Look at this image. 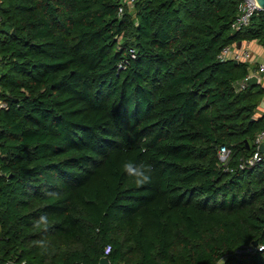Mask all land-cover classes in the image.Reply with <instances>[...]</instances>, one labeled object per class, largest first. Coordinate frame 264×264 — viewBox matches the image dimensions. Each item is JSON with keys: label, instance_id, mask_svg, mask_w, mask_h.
Masks as SVG:
<instances>
[{"label": "trees", "instance_id": "16d2710c", "mask_svg": "<svg viewBox=\"0 0 264 264\" xmlns=\"http://www.w3.org/2000/svg\"><path fill=\"white\" fill-rule=\"evenodd\" d=\"M237 2L0 0V262L264 264V152L238 166L264 88L217 57L264 10L234 31Z\"/></svg>", "mask_w": 264, "mask_h": 264}, {"label": "built area", "instance_id": "2783aa9c", "mask_svg": "<svg viewBox=\"0 0 264 264\" xmlns=\"http://www.w3.org/2000/svg\"><path fill=\"white\" fill-rule=\"evenodd\" d=\"M136 0H123V2L128 5L132 6ZM236 16L230 24L232 30L237 31L244 27H246L252 18V16L260 9L256 0H238L236 5ZM123 12V5L118 6V13L121 14ZM131 56L133 53L131 51ZM218 59L221 61L224 60H234V61H242V62H249L250 60V51L246 48H234L231 45H225L221 48ZM257 73L264 74V63L260 66L250 68L248 74L243 78L241 81L240 86L244 87L247 80L252 75H256ZM253 144L255 145V151L251 157L242 160L238 166L239 168H244L245 166H251L254 164L255 161L259 160L260 155V146L264 145V128H262L254 137ZM229 155V150L221 146L218 150V158L222 163H225ZM107 252V250H106ZM0 264H26L25 261H15L12 259H8L4 262H0Z\"/></svg>", "mask_w": 264, "mask_h": 264}, {"label": "clouds", "instance_id": "9594fccd", "mask_svg": "<svg viewBox=\"0 0 264 264\" xmlns=\"http://www.w3.org/2000/svg\"><path fill=\"white\" fill-rule=\"evenodd\" d=\"M123 170L131 177L135 178V184L137 187H142L147 183L151 182L152 179V166L150 164H140L136 165L132 161H126L122 165ZM46 195L59 199L60 193L58 192H48ZM49 227V220L46 215H41L34 222V228L41 229L42 231H47ZM35 247H38L43 252H47L50 244L46 239H39L33 242ZM264 251V248L261 249ZM218 264H225L223 259L218 261Z\"/></svg>", "mask_w": 264, "mask_h": 264}, {"label": "crops", "instance_id": "0c3cea01", "mask_svg": "<svg viewBox=\"0 0 264 264\" xmlns=\"http://www.w3.org/2000/svg\"><path fill=\"white\" fill-rule=\"evenodd\" d=\"M231 46H234V48H237L236 43H231ZM240 48H246L250 51V60L247 62L251 67H258L262 63H264V46H262L257 40L252 41H245L243 40L241 42ZM238 49V48H237ZM258 78V83L264 88V74L259 73L256 74ZM258 111L259 113L264 111V95L262 99L259 102L258 105Z\"/></svg>", "mask_w": 264, "mask_h": 264}, {"label": "water", "instance_id": "95a60500", "mask_svg": "<svg viewBox=\"0 0 264 264\" xmlns=\"http://www.w3.org/2000/svg\"><path fill=\"white\" fill-rule=\"evenodd\" d=\"M256 1H257L258 5H259L260 9L264 10V0H256ZM236 45H237V48H240L241 41H238L236 43ZM234 62H237V61H234ZM247 82H248L249 85H255V84L258 83V78H257L256 75H252L251 77L248 78ZM260 151L264 152V145L260 146ZM253 245H255V243H253ZM99 263L100 264H109V261H108V259L106 257H102V258H100Z\"/></svg>", "mask_w": 264, "mask_h": 264}, {"label": "rangeland", "instance_id": "374dc122", "mask_svg": "<svg viewBox=\"0 0 264 264\" xmlns=\"http://www.w3.org/2000/svg\"><path fill=\"white\" fill-rule=\"evenodd\" d=\"M256 74H259V73L256 72Z\"/></svg>", "mask_w": 264, "mask_h": 264}]
</instances>
